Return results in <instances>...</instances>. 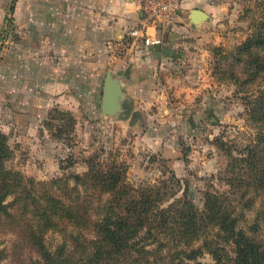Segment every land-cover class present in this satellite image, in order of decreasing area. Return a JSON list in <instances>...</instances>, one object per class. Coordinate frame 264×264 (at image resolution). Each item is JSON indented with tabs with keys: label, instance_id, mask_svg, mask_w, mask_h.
I'll list each match as a JSON object with an SVG mask.
<instances>
[{
	"label": "rangeland",
	"instance_id": "374dc122",
	"mask_svg": "<svg viewBox=\"0 0 264 264\" xmlns=\"http://www.w3.org/2000/svg\"><path fill=\"white\" fill-rule=\"evenodd\" d=\"M236 2V12L230 16L233 20L223 28L232 32L225 45L228 50H234L246 39L255 19L264 18V0ZM12 30L10 24L8 31L0 33V79L2 75L7 79L0 81V132L7 136L10 147V155L4 159L5 168L19 172L28 190L36 195V191L50 187L52 194L65 197L76 188L85 196L87 189L74 187L73 176L95 165L99 170L122 171L125 184L130 187L158 188L170 201L173 196L182 197L185 191L199 207L203 206L208 190L245 193L248 198L254 197L255 202L244 208L246 217L240 225L247 227L253 223L264 206L263 190H256L253 183L231 187L226 178L240 177L237 159L247 162H241L246 179L256 177L264 165L259 158L261 165L257 158V165L254 160L250 162L256 144L264 140L261 69L246 66L244 61L236 62L235 50L220 53L221 56L211 53L210 58L201 57L202 78L206 80L198 85L199 92L169 102H150L131 118L125 112L104 114L100 87H94L80 100L51 104L36 116V39L19 38ZM217 65L224 67L221 74L214 70ZM233 73L239 75L240 82L231 78ZM210 79L214 83L210 84ZM36 182L42 185L36 186ZM15 198L10 195L5 203H12ZM11 210L23 218L20 225L25 234V227L36 226V216L31 215L32 211L36 215V207L25 208L21 201ZM261 235L264 237V231ZM46 237L51 249L64 241L62 234L55 231H49ZM225 250L233 256L230 246ZM155 257H159L155 264L184 263L166 247ZM38 261L41 255L36 246L23 240L22 233L9 220L0 223V264ZM196 262L216 264L205 248L197 261L188 264Z\"/></svg>",
	"mask_w": 264,
	"mask_h": 264
},
{
	"label": "trees",
	"instance_id": "16d2710c",
	"mask_svg": "<svg viewBox=\"0 0 264 264\" xmlns=\"http://www.w3.org/2000/svg\"><path fill=\"white\" fill-rule=\"evenodd\" d=\"M251 27V33L234 48L235 51L220 45L212 46L211 52L221 56L234 51L236 62L244 61L246 66L254 65L264 73V18L255 19ZM214 70L221 74L224 67L217 65ZM231 78L237 82L241 80L235 73ZM260 103V114L264 119V92ZM256 146L250 162L254 160L257 165V158L261 165L259 159L264 160V140ZM9 155L7 136L0 132V223L9 220L22 233L23 240L36 246L41 255V261L36 264H155L159 260L155 256L165 247L169 253L174 251L183 264L197 261L204 248L216 264H264V237L261 235L264 206L253 223L247 227L240 225V220L246 217L244 208L255 202L254 197L248 198L245 193L234 195L208 190L203 206L199 207L185 191L182 197L173 196L170 201L165 193L153 186L144 187L146 189L128 186L118 169L99 170L91 165L83 174L73 176L74 187L87 189L85 196L73 188V192L63 197L52 194L50 187L43 192L36 191L35 195L25 187L24 177L19 172L5 168L4 159ZM236 161L240 177L226 178L231 187L253 183L256 190L264 192V165L256 177L246 179L241 164L244 160ZM243 163L247 165L246 161ZM251 178L253 182L249 181ZM38 185L42 184L36 182ZM10 195L16 198L12 203H5ZM21 201L25 208L36 207V215L33 211L31 214L32 218L36 216V226L25 227L27 234L21 229L23 218L11 210ZM49 231L59 232L64 237L55 249L47 244ZM150 246L153 248L149 249ZM227 246L232 248L233 256L227 255Z\"/></svg>",
	"mask_w": 264,
	"mask_h": 264
},
{
	"label": "crops",
	"instance_id": "0c3cea01",
	"mask_svg": "<svg viewBox=\"0 0 264 264\" xmlns=\"http://www.w3.org/2000/svg\"><path fill=\"white\" fill-rule=\"evenodd\" d=\"M181 5L175 24L155 46L129 35L144 22L138 0H0V33L11 24L17 37L36 39V116L51 104L80 100L94 87L103 98L110 70L123 86L125 115L131 118L150 102L199 92L206 80L201 57L210 58L212 46L231 38L223 28L233 20L236 0ZM196 10L203 15L196 17ZM148 32L160 33L154 27Z\"/></svg>",
	"mask_w": 264,
	"mask_h": 264
},
{
	"label": "built area",
	"instance_id": "2783aa9c",
	"mask_svg": "<svg viewBox=\"0 0 264 264\" xmlns=\"http://www.w3.org/2000/svg\"><path fill=\"white\" fill-rule=\"evenodd\" d=\"M138 3L145 15L144 22L140 27L131 29L129 35L145 46L162 44V34L175 24L182 10L181 0H138ZM149 27H154L160 33L150 34Z\"/></svg>",
	"mask_w": 264,
	"mask_h": 264
},
{
	"label": "water",
	"instance_id": "95a60500",
	"mask_svg": "<svg viewBox=\"0 0 264 264\" xmlns=\"http://www.w3.org/2000/svg\"><path fill=\"white\" fill-rule=\"evenodd\" d=\"M197 16H202V11H194ZM123 86L112 78L111 71L107 72V77L103 88L102 111L104 114L115 115L125 112L124 99L126 98Z\"/></svg>",
	"mask_w": 264,
	"mask_h": 264
}]
</instances>
